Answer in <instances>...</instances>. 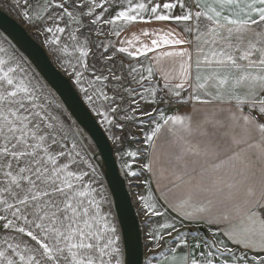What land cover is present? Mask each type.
Instances as JSON below:
<instances>
[{"label": "snow or ice", "instance_id": "snow-or-ice-1", "mask_svg": "<svg viewBox=\"0 0 264 264\" xmlns=\"http://www.w3.org/2000/svg\"><path fill=\"white\" fill-rule=\"evenodd\" d=\"M112 7L115 0L35 8L24 0L21 16L52 34L45 42L110 131L150 123L146 147L124 152L147 156L143 215L170 210L209 234H193L191 253L172 248L160 264H264V0H128L105 18ZM134 24L174 27L142 28L119 46L99 39ZM0 53L8 57L0 56V264H124L80 133L52 113L23 58ZM174 105L185 111L168 113ZM165 234L188 248L174 220L148 233L157 247Z\"/></svg>", "mask_w": 264, "mask_h": 264}, {"label": "water", "instance_id": "water-1", "mask_svg": "<svg viewBox=\"0 0 264 264\" xmlns=\"http://www.w3.org/2000/svg\"><path fill=\"white\" fill-rule=\"evenodd\" d=\"M0 31L28 58L55 91L75 121L93 141L102 161L103 178L112 198L120 229L124 264L143 263L140 223L130 191L114 155L113 146L71 80L56 67L44 46L15 18L0 7ZM202 230V229H200Z\"/></svg>", "mask_w": 264, "mask_h": 264}, {"label": "rangeland", "instance_id": "rangeland-1", "mask_svg": "<svg viewBox=\"0 0 264 264\" xmlns=\"http://www.w3.org/2000/svg\"><path fill=\"white\" fill-rule=\"evenodd\" d=\"M31 4L35 8L36 6L40 5L43 3V0H30ZM59 2V0H57ZM24 4V0H0V7L7 12L10 16L15 18L19 23L23 24L24 27L28 30V32L38 41L40 42L44 48H46V51L49 53L50 58L56 64V67L60 68L62 70V73L67 75V77L72 81L73 85L75 86L76 90L81 94L82 98L84 99V94L79 91L78 87L74 83V79L70 76L71 73V68L68 67L66 64L62 63V59L64 57L62 56L61 53L59 52H54L53 45H50L46 43V38L51 39V35L49 33H45L42 31L40 25H33L30 22L26 21L22 16H21V11L23 10L21 6ZM98 11V10H97ZM108 14V13H107ZM104 31L107 33L110 26H103ZM94 39H97L95 36H93ZM99 39L101 40H112V36L105 35L103 37H100ZM62 42H63V37H62ZM0 46L4 47L5 49L8 50V52L15 53L16 56L22 57L23 62H24V67L29 71L30 74L34 75L35 79L40 82L41 85H43V90L44 94L48 96V99L51 101L52 107L51 111L54 115H58L61 119L64 120L65 124L72 129L73 132H79L80 133V139L81 141L86 144L87 146V152L90 157L94 158L93 162L97 167V178L100 181V184L103 186V194L107 199V203L104 206V210L108 211L110 209L111 215L113 222L115 223L117 227V232L120 236V246L122 249V259L123 257V247H122V242H121V235H120V229L119 225L116 219V215L114 212L113 208V202L111 195L109 193V190L107 188V185L104 181L103 178V168L102 166V161L99 156V153L97 151V148L95 147L93 141L91 138L88 136V134L83 130V128L75 121L73 116L70 114V112L67 110V108L64 106L58 95L55 93V91L47 84V82L43 79V77L39 74V72L36 70L34 65L28 60V58L0 31ZM0 56H4L5 59L8 57L0 53ZM67 68V71H66ZM85 101V99H84ZM86 102V101H85ZM87 103V102H86ZM85 103V104H86ZM88 105V104H87ZM89 106V105H88ZM90 107V106H89ZM175 107L172 106L171 108ZM91 108V107H90ZM167 108V112L169 109ZM92 112L95 114L96 118L100 122V124L103 126L104 129H106L107 135L109 136V140L113 146L114 150V155L117 160L118 166H119V171L121 175L124 177L126 180L127 187L129 191L133 192L134 191V181L139 180V178L143 174V169L141 168V165L144 163V157L145 155H142L138 153L136 157H128L124 155V152L126 150H131V151H136L138 148L142 149L146 147L144 145V138L146 133L150 130V123H141L140 120H137L134 124H128L126 125L124 132L121 133L119 130H109V126L106 125L102 117L98 116L95 111L91 108ZM141 120L147 121V117H142ZM123 135L124 139L121 143H115L110 137L113 135ZM126 163H131L132 165V171L140 173L139 177H130L126 175L127 169L124 167ZM4 233L0 232V240L4 238Z\"/></svg>", "mask_w": 264, "mask_h": 264}, {"label": "crops", "instance_id": "crops-1", "mask_svg": "<svg viewBox=\"0 0 264 264\" xmlns=\"http://www.w3.org/2000/svg\"><path fill=\"white\" fill-rule=\"evenodd\" d=\"M115 2L119 7L110 8V10L108 11V14L105 16V18L112 16L115 13V11L119 10L120 8L127 6L128 0H115ZM132 2L135 3V2H137V0H132ZM160 2L163 3L164 0H160ZM154 27H165L166 28V27H174V25L134 24L132 26H129L126 31L122 32L121 37L112 36V39H113V42L116 43L117 46H119V40L130 39L132 37L133 33L139 34V30L142 28H154ZM177 30L179 31L180 29H177ZM149 55H151V53H149ZM80 96H81V94H80ZM81 98H82V96H81ZM82 100L84 101L83 98H82ZM84 103H86V102L84 101ZM86 105H87V103H86ZM88 108L92 112V110L89 106H88ZM177 110H179L180 112H184L185 108L180 107L179 109H177V107L175 106V107L169 109L168 113L176 112ZM93 115L95 116L94 113H93ZM97 121H98V119H97ZM98 123L100 124L99 121H98ZM102 128H103V126H102ZM104 131L106 132V129H104ZM106 134H107V132H106ZM162 142H163V138H161V140L157 141L158 145L161 144ZM144 159H145L144 160V162H145L147 159L146 155H145ZM148 177H149V173H147L146 171L143 170V174L139 178V180L134 181V186H133L134 191L133 192L131 191L130 194H131L132 202H133V205H134V208H135V211H136L139 223H140V229L142 232V241H143V263L142 264H149V258H150V264H160V262L162 260H165L169 256H171L172 253H171L170 249H172V248H177V254L178 255H183L185 252L191 253L192 252V244H193V234L200 237L201 239L204 236L209 235V234H208L207 228L205 226H198V225H194V224H189L187 222H182V221H180L179 217H177L175 215V213L171 212L170 210L166 211L165 207H160V211H166L165 216H163V217H151V220L149 221V219L143 215V213L141 211V202L138 199L139 196L147 195V193H148V186L145 185L144 183L140 182L142 180L148 179ZM151 190L154 193L155 198L157 200H159V192H157L155 184L152 185ZM160 203L163 204V201H160ZM166 220L167 221H173L174 220L176 222V228L183 234L182 238L186 239L188 241V245H189L188 248H183V247L178 248L177 245H178L179 241L173 240L171 237H168L166 234L164 235V240L160 241L159 247L156 246L155 242L150 241L148 233L152 229L156 228L159 223H163ZM197 227H199L198 232L196 231ZM200 229H202V230H200ZM175 236H176V232H173V237H175ZM196 251H197V255H198V253L200 251H203V249H198Z\"/></svg>", "mask_w": 264, "mask_h": 264}, {"label": "trees", "instance_id": "trees-1", "mask_svg": "<svg viewBox=\"0 0 264 264\" xmlns=\"http://www.w3.org/2000/svg\"><path fill=\"white\" fill-rule=\"evenodd\" d=\"M30 3H31V2H30ZM34 4H35V3H34ZM34 4H33V5H34Z\"/></svg>", "mask_w": 264, "mask_h": 264}]
</instances>
